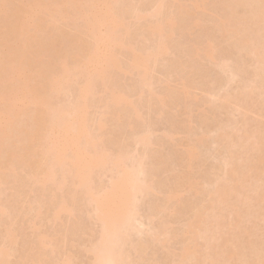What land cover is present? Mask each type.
Here are the masks:
<instances>
[{"label":"bare ground","instance_id":"bare-ground-1","mask_svg":"<svg viewBox=\"0 0 264 264\" xmlns=\"http://www.w3.org/2000/svg\"><path fill=\"white\" fill-rule=\"evenodd\" d=\"M124 1L126 0H0V185L6 182L8 172L13 170L15 163L26 166L29 172L26 175L27 178L41 187H47L48 183L53 181L51 186L57 182L54 188L64 187V183L69 177V182L74 187H80V192L90 202L89 206L93 207L95 217L101 224L98 241L89 250L93 255L92 264H135L137 262L136 260L132 263L131 256L127 260L129 252H124L125 249L122 246L124 243V246L126 245L127 241L124 240L129 237L127 234L129 232L123 234V230L127 231V227L132 228L131 224L135 227V223L132 221L137 215L134 209L136 208V206L134 207L135 198L138 199L137 195L141 196L143 192H149L150 188L152 190V183L149 184L146 181L147 173L144 176L145 171L142 173V177L144 176L142 180L140 179L141 175L138 176L143 161H137L134 164H131L132 162L125 163V160L129 159L127 158L128 154L123 152L125 150L117 149L118 153L111 152L110 154L105 147H102L101 133L106 125L104 119H107L108 116L101 114L99 118L98 129L101 131V133L99 132L101 135L93 133L88 123V110L92 104L90 99H95L94 96L98 94L102 106L108 109L111 113L110 116L115 120H118L121 115V118L126 119L127 117L124 118L125 115H123L126 110H130L129 112L133 113L137 119L140 118L142 115L139 113L141 112L134 104L138 101L137 95H135L137 101L134 102L129 94L124 93L121 88L116 86L113 77L116 78L117 72H133L137 74L138 81L142 82V85H149L150 63L167 53V48L171 43L169 39L173 38L171 37L174 34L173 30L176 29V20L173 15L161 14L164 0H155L154 6L152 5L153 11L150 10L152 16L148 15L150 18L155 17L156 21L151 18L152 23H147L148 26L144 32L155 36L157 42L153 43L155 46L150 50L145 48L146 51L144 49L142 51L141 47V50L137 49L133 43H128L130 42L129 37V41L126 42L125 39L130 30L124 17L126 12L124 13V8H121ZM174 1L178 3L179 13L185 10L187 14H190L188 12L191 10L186 11L189 7L184 4L185 0ZM187 1L191 2L189 6H192V9H198L205 4L204 0ZM126 3L124 7L128 5ZM220 3L219 9L221 10L217 13L219 15L215 16L214 24H212L217 30L211 29L215 34L218 31L217 34L223 41L227 40V45H232L228 43L230 41L235 44L236 48H239L236 49L237 51H245L249 57L247 55L246 58V54L242 52L244 61L251 62L248 60L251 58L254 69L252 67H248V69L252 68L254 71L251 69L252 77L249 75L251 77L249 80L247 76L248 80L242 86L240 85L241 89L237 87L238 90L240 89L239 91L234 90L237 92L235 95L229 94L228 91L229 93L221 94V97L217 96L218 100L220 99V104L224 106L222 109H227L231 103L235 104L236 112L240 111L238 116H242L240 122L238 121L240 126L234 129L236 125H232L234 130L228 129L226 126V130H224V125L221 127L222 124L219 125V122L217 124L222 129H218L220 132L216 133L218 138L216 135L215 139L217 142L218 139L219 142L224 141L221 144L224 146V150L225 146L230 150L228 152L229 150L226 148L229 157H224L227 161L221 160L222 167L223 163L225 165L222 177L216 175L218 178L215 181L213 178L214 183L209 181L212 183V189L208 190H211L207 192L208 197L205 195L207 197L205 199L208 200V203L207 201L205 203L208 205L203 202L201 203L202 208L200 205L198 208L193 207L195 209L193 216L189 218L184 228L188 239L183 242V246L181 245V249L177 252L178 258L176 257L177 260L175 258L174 264H264V240L260 236H264V225L260 227L258 223L259 219L262 223L264 221V119H262L264 118V0H221ZM135 4L133 3V6ZM133 6L131 4L129 10L133 17H137L135 19L137 21L142 16V11H139L141 10L139 8L136 9L138 6L132 8ZM239 7H243V11L239 12ZM221 11L222 13H220ZM160 14L164 19L158 17ZM142 17L141 20L144 21ZM157 17L160 20H157ZM213 33H211V37ZM144 35L142 32V36ZM220 37L219 39H221ZM206 38L207 40L202 41L204 43L201 42L200 46L199 44L195 45L197 47H194V53L195 56L201 54L200 57L205 56L211 61L218 56L216 45H220V42L216 41L215 45L214 38V40H209L208 36ZM135 40L140 41L136 37ZM142 43L139 42L140 46ZM224 45L221 44V47L218 48L221 50L223 46V49L226 50ZM137 47L139 48V46ZM229 48L231 49V47ZM219 49L217 50L220 51ZM232 49L234 48L232 47ZM224 50L222 52H225ZM236 50L233 51L236 52ZM123 51H126L128 55L125 54L127 56L126 64L119 58V54ZM236 58L235 56L234 59L236 60ZM240 59L239 57L237 61L239 62ZM176 62H174L175 65L183 63ZM225 63L227 64V62ZM225 63L223 67H225ZM222 64L221 62L220 66ZM236 64L240 66V63L236 62ZM236 64L233 65L236 66ZM188 65L191 64L186 66L191 68ZM239 66L237 65V68ZM192 68L194 70V66ZM241 71L246 73L247 68ZM230 73L231 71H229ZM235 73L239 74L240 71L237 73L236 70ZM235 73H231V75H235ZM241 76H239V81ZM236 77L237 75L233 80ZM229 80L231 81V78ZM243 81L241 80V83ZM179 83L180 87L178 86L175 90L183 98H190L193 82L189 84V81L181 80ZM73 84L76 85L75 91L72 90L75 93L73 94L74 101L54 103L61 97L60 95L68 91L66 89L74 88ZM210 85H208V89ZM214 85L216 86V84ZM258 91L260 92L259 97L257 96ZM140 92L142 93V90ZM256 92L258 93L256 94ZM214 94H217L216 91ZM139 95L141 96V94ZM139 98L141 99V97ZM158 98L160 99V97ZM235 106L232 105L234 110ZM120 108L124 111L121 115L118 114ZM138 108L140 109V107ZM117 109L118 112H116ZM228 111L226 112L228 113ZM126 113L128 114V112ZM129 115L132 116L130 113ZM135 117L129 118L130 121L135 120ZM237 117H234L235 120ZM234 118L231 121L234 122ZM138 135H135L137 139L134 138V135L132 136L139 143L136 142L137 145H141L140 143L145 145L146 142H150L147 134ZM166 135H168L167 132ZM197 138L196 141L201 140L199 137ZM191 144L185 146V150L182 152L185 155V157L182 156L186 162L183 165L185 170L190 168L191 161L197 157V146L195 143L194 146ZM126 151L129 150L126 149ZM130 153L133 152L130 151ZM7 163L8 166H6ZM2 165L3 167H1ZM106 165H110L107 168L112 170L111 179L109 178L110 184L107 183L102 189H100L102 186H99L100 190H97L98 187L94 184H98L94 183L93 174L95 175L99 169L104 173ZM141 169L143 168L141 167ZM57 170L61 172L60 180L55 177L58 175L56 172L59 173ZM97 172L99 173V171ZM100 173L102 172L100 171ZM185 175L187 174L183 173L180 177L183 178ZM196 181L185 176V188L195 189V193L199 192L198 189L203 192V189L208 188L201 189ZM59 187L57 190L60 189ZM53 193L54 191L51 195ZM199 193L201 194V192ZM165 195L166 203H170V200H172L171 202L178 201L180 198L176 188L169 190ZM53 196L55 197V195ZM61 198H58V201L56 198L54 200L58 202H54L57 205L53 206L52 211L55 220L62 213L71 214L70 202ZM69 198L74 199L70 196ZM166 203L164 205L167 207ZM183 203L185 204V201ZM3 211L5 210L0 204V213L4 214ZM161 224L154 235L166 236L168 234L167 225L164 222ZM257 231H261L259 232L261 234L259 235ZM254 232H257L258 236ZM44 240L42 235L37 236L38 243H44ZM7 257V251L0 248V264H7ZM129 260L131 261L129 262ZM68 262L69 258L66 257L61 264Z\"/></svg>","mask_w":264,"mask_h":264},{"label":"rangeland","instance_id":"rangeland-1","mask_svg":"<svg viewBox=\"0 0 264 264\" xmlns=\"http://www.w3.org/2000/svg\"><path fill=\"white\" fill-rule=\"evenodd\" d=\"M126 1H124V3L121 4L122 5L121 8H124V10L122 9L123 12L124 13L126 12L124 17L126 18L125 21L127 22V25L129 26V30H130V32H128L127 36L125 37L126 42L129 37L130 42L128 43L130 44L133 43V46L136 47L137 49L141 50L142 48V51L143 49L145 51L146 49L150 50V48H153L155 46L157 40L155 36L153 37L152 35L144 31H146L145 30L146 26H148L149 23H152L151 21L152 19L153 20L155 19L154 21H156L155 17H151L152 19L150 18V16H152L151 11H153L152 7L154 6L153 3H155L154 2L155 0H126ZM185 1L187 2L188 5L186 4ZM185 1L184 4L187 7H189L186 11L188 12L191 10L190 12H188L190 14H187L183 9L182 10L184 12L179 13V11L177 10L178 3H176L174 0H164V7H162L163 12L161 11V14L163 13L162 15L165 16L173 15V17L176 20V26H175L176 29L173 30L174 34L171 36L173 38L169 39L171 43L169 44L168 42L169 46L167 44L168 46L167 53L162 54L161 56L158 57V59H156V61H152L150 63V72L148 77L149 85L147 86L142 85V82L138 81L139 78L137 77V74L133 72L132 73L115 72L117 76L116 78L113 77V79H115L116 81V82L113 81L114 83H116V86L121 88V90L124 91V93L126 92V94H129V97H132V100L134 102L138 100L137 101L138 103L135 102L134 104L138 109V111L141 112L139 114L142 116L137 119V117H135L133 113L129 112L130 110L123 109L126 110L124 112L120 108L119 112L118 109L116 112H118L119 115H121L122 112H124L123 114L125 115L124 118L126 117L127 118L123 119V117L121 118L122 116L121 115L118 120L116 119L117 120L116 121L115 118H112L110 116L111 113L108 111V109L102 106V103L99 101L100 96L98 94L94 96L95 99L92 97L93 98L92 100L94 101L90 99L92 104L90 105L88 110V123L93 133L96 132L98 133V135L102 134L101 135L102 147H105V149L110 154L111 152L113 154L118 153L119 151L116 152L117 149L121 151L122 149L125 150L123 152H126L128 154L127 158L130 159V161L129 159L125 160V163L132 162L131 164H134L137 161H141V162L143 161L141 163L142 164L141 167L143 169H141L140 167V172H139L140 174L138 173V176L141 175L140 176L141 178L140 177L138 178L142 180V178L146 176L145 173H147L148 178L146 177L147 180L145 178L144 180L148 181L149 184L152 183V190L150 188L149 192L146 191V193L145 192H143L142 194L140 193L141 196L137 195L138 199L135 198L136 203H134V207L136 206V208L134 209L136 211L135 213H137L136 215L137 221L135 222L136 219L135 217L132 220L135 223V227H133V225L131 224L133 229L127 227L126 229L127 231L123 230V234L125 232H129L127 233L129 237L126 238L125 237L126 234H125L124 237L127 239L124 240L125 242L127 241L125 245L126 247L124 246L125 244L124 243L122 248L125 249L124 252L127 251L130 254V255L128 254L127 260L129 259L130 256L132 259V263L133 261L137 260L135 264L136 263L138 264H172L173 263L174 264L176 262L178 258L177 252L179 251V249H181V245L183 246V242L187 241L188 239L187 234L184 233L185 232L184 228L186 226L187 221L191 216H193V212L195 211L194 208L200 207L201 203L203 202L205 203L207 201L208 203V200H206L208 197L207 192L211 191V190L208 191L209 189H212L211 184L214 183V181L218 178L217 177L218 175H221V177L223 175L222 172L224 170L223 168L225 165L223 163V167H222L221 160H226L224 158L225 156L229 157L227 156L228 153L226 152L229 149L225 146V150H224V146L221 144V142L224 141L219 142L218 139L217 142L215 139L216 138L215 136L217 135L216 133L219 131L218 129H222L219 127V125L222 124L221 127L224 125L223 126L224 130H226L225 129L226 126H227L226 128L228 129L232 128V130H234L238 128V126H240L239 122L240 119L242 118L241 115L238 116V114H240L238 112L240 111L238 110L236 112L237 107L235 106L234 103L231 104L235 106L236 108L235 110L234 107L232 108L231 104L228 105V108L227 106H225L227 109L225 108L222 109V107L224 106L220 104L221 103L219 102L220 99L218 100L217 96L221 97L220 96L221 94L224 95L228 91L230 92V93L228 92L229 94L232 93V95H235V93H237L236 91L238 90L237 87L238 88L240 87L241 89L243 83L247 82L248 79L249 80L251 79L252 77L251 75L253 74L252 70L254 69V65L252 67L253 61L251 58L250 59L248 58V60L251 62H248L247 60H246L247 62L244 61L245 58L243 53H245V51H241V50L237 51L236 49L239 48L238 47L236 48L233 42L231 43L230 41L228 42L233 46L227 45L226 43L227 40L223 41V39L219 36V34H217L219 33L218 31H216V34L213 33V29H215L216 27H214V25L212 24H214L213 22L215 16L217 17L219 15L217 13H219V10H221L219 9L221 0H204L205 4L203 5V7H200L198 9L195 8L192 9V6H189L191 2L187 0ZM128 2L130 3V6L131 4L133 6V3L134 4L136 3L135 6H133L132 8H136L138 6L136 9L139 8L141 9L139 11L145 13V14L141 13L142 16L146 15L145 17L143 16L144 18L141 16L142 19H144V21L141 20V17L138 18L137 21L135 20L137 17L136 18L133 17V15L130 13L131 10L129 9H131V7L128 6L129 5ZM125 3L128 5H125L124 7ZM126 8L127 10H125ZM238 10L239 12L243 11V7H239ZM220 13H222V11ZM160 15H158V17L162 19L163 17L162 15L161 16ZM158 17L157 20H160L158 19ZM146 18L148 19L146 20ZM144 23L145 26H143ZM142 32L145 34L144 36H142ZM211 33H213L212 37H211L212 35ZM216 35L218 38L216 37ZM145 36L148 38H146ZM207 36L209 40L213 38L215 39V40L213 39L215 45L217 41L220 42V45L225 44L224 48H226V50H224L222 46L220 50L219 48L221 46L217 44L216 53L218 54V56H216L211 61L208 60V58H206L205 56L204 57L206 59L202 56L200 57L201 54L199 56L198 55L195 56L196 54L194 53V47H197L198 44L200 46L202 43H204L207 40L206 38ZM135 37L140 41L135 40ZM219 37L222 40L219 39ZM218 39L223 42L221 43V41H219ZM139 42L142 43L141 46ZM153 43L155 44L153 45ZM137 46H139V48ZM229 47H231V49ZM232 47L236 50V52L233 51L234 49H232ZM217 49H219L221 52L218 51ZM222 50H224L225 52H222ZM123 52L125 53L123 54ZM123 52L119 54L120 55L119 58L124 63L126 60L125 58H127L128 55L126 54V51ZM192 52L194 53V55ZM247 55L248 54H246V58ZM235 56L237 57L236 60L234 59ZM239 57L241 59L244 58L242 59L243 61L240 59L241 62L240 61L238 62L237 59ZM179 61L183 63H180L181 65L174 64V62L179 63ZM221 62L223 63L222 66H220ZM225 62H227V64ZM236 62L240 63V66L239 64H236ZM126 63L127 62H125V64ZM224 63L227 66L225 65V67H223ZM234 63L236 64V66L233 65ZM247 63H250L251 66H248L250 64ZM187 64H191L188 65L191 68L186 67ZM237 65L239 66L238 68ZM192 66H194V70ZM229 66L233 67L232 69H234L235 66V69L232 70ZM243 66L245 67L244 69ZM248 67H252L253 69L251 68L252 69L251 70L249 68L250 69L249 70ZM246 68H247L246 73L243 72L246 74L245 75L242 73L241 70H246ZM236 70L237 73L239 71L240 73L236 74L235 73ZM229 71H231L232 74L235 73V75H231V73L229 74ZM229 75H231L232 77L231 76L229 77ZM236 75L238 78L236 77L235 80H233V78ZM239 76H241L240 81H239L240 78ZM247 76L248 79H246ZM242 77L243 79L245 78V81H243ZM230 78L231 81L229 80ZM184 79L187 80V82L189 81V84L192 82L194 83L191 84L192 88L190 92L192 94L190 98H183V96L176 91L177 90L176 88H178V86L180 85L179 81L180 82L181 80L185 81ZM241 80L243 81L242 83ZM238 81L240 84L238 83ZM212 82L216 84L217 87ZM208 83H212V84L210 85ZM208 85H210L209 89H208ZM72 86H74V88L66 89L68 91L65 93L62 92L64 93L63 95L59 94L61 97L58 98L57 96L58 94L55 95L59 100L56 99L55 97L56 100L54 101V103L58 101L71 103L72 101H74L73 99L75 96H73V94L75 93L73 92L75 91L74 89L76 88L75 87L76 85L73 84ZM131 86L132 88H130ZM140 88L142 90V93L140 92L141 91ZM214 89H216L215 91L217 94H214L215 92ZM126 90H130V91H126ZM170 90L172 92L173 90H175L177 94L174 95L175 92H173L172 95V92ZM258 92H256V94ZM138 93L141 94V96ZM259 94L260 92L257 94V96ZM135 95H137L138 99L136 98ZM139 97H141V99ZM158 97H160V99L162 98L161 101ZM215 99H217L218 102L217 100L213 102ZM215 104L216 106L212 107V105ZM220 105L221 107L218 108ZM138 107H140V109ZM225 110L226 111L229 110L228 113ZM126 112H128V114ZM230 112L231 114H229ZM129 113L132 114V116H134L136 119L130 121L132 116L129 115ZM101 114H106L108 116L107 119L105 118L106 120L104 119L106 125L102 133L98 129V121L99 118L101 117ZM126 115H128L129 117ZM237 116L240 118H238ZM255 116L256 115H254L253 117ZM142 117L144 118L145 121L142 120L143 119ZM234 117H237L236 118V120L238 119L237 122H235L236 120ZM233 118L235 120L234 122L233 120L231 121V119ZM251 119H255V118H251ZM256 119L258 118L256 117ZM220 121L224 122L225 124ZM227 121L236 124H231V123L229 124ZM129 124L132 126V128L130 127ZM228 125L230 126V128ZM232 125L233 126L236 125L234 129ZM166 132L168 135H166ZM143 133L147 134V137L148 139H150V142L149 140H147L149 143L144 142L145 145L142 143H140L141 145H137L138 142L135 140L137 139L135 135L139 134L138 136H142ZM133 135L135 139H133L132 137ZM201 135H203L202 136L203 138L200 137ZM196 137H199L201 140L196 141L198 140V138L196 139ZM134 141L135 143L136 142L137 143L136 144L133 143ZM194 143L197 146V147L195 146L197 157L191 161L190 168L185 170L184 169L185 166L183 167L185 162L183 158L185 157V155L182 152H184L185 146H188V144L194 146L195 145ZM224 145L226 144L224 143ZM126 149L129 151L127 152ZM130 151L133 153H130ZM228 152H230V150ZM138 158L141 160H139ZM6 166H8V163L6 164ZM1 167H3V165ZM107 167H110V165L108 166L106 165V168ZM106 168L104 170V173L103 170L99 169L97 170L99 171V173L96 171L97 173L95 172V175L93 174L94 176L93 179L95 180L93 181L94 183L97 182L98 184V185L94 184V186L98 187L97 190L104 188V185L106 186L107 183L110 184L109 180L111 179L110 177L112 175L111 173L112 170H110L111 168L110 169L109 168L106 169ZM57 171L59 172V170ZM100 171L102 173H100ZM143 172H144V176L142 177ZM148 172L150 173L149 175ZM8 173L9 174L6 178V182L0 185V204L1 207L3 206L5 210L3 211L4 214L2 212H1L2 214L0 213V248H4L8 253L7 264H35V263L61 264L62 260H64L66 257L69 258V262L67 264H92L93 255L92 253H90L89 250L91 246L96 244V242L98 241L101 224L98 223L95 217L96 215L93 212L94 211L92 209L93 207L89 206L90 202L87 201L86 200L87 198L84 197L80 192L81 191L80 187L79 188L74 187L69 182V177L67 178V181H65L64 183L65 185L63 184L64 187L61 186L60 188L59 186H57V189L59 187L61 190L60 189L57 190L56 187L54 188L57 182L55 183V185L53 184V186H51L52 185L51 183H54V181L48 183L47 187H41L39 184L33 183L30 179L27 178L26 175L27 173H29L28 169L26 166H23L20 163H15L13 170H11ZM59 173L56 172V174L58 175L57 176L55 175L57 180L58 178L59 180L61 179V177H59V175L61 176V172ZM183 173L187 174L185 176L197 180L198 182L197 181L196 182L198 183V186L201 189L203 187L204 188L208 187V188L203 189V192L202 190L198 189L199 192H201V194L197 191L195 193V189H193L194 192H192L193 191L192 189L185 188L184 186L185 176L183 178L180 177L182 176ZM99 174L104 176L101 175L97 176ZM56 178L55 181H57ZM213 178H215L214 181ZM209 181L212 183H209ZM68 182L73 187L69 185ZM208 184H210L209 185L210 187L208 186ZM99 186L102 187L100 188ZM174 188L178 190L180 198L178 201L173 200L174 202H171L172 200H170V203L167 202L169 203L167 204L165 201L167 199L165 194L169 190L170 191L172 189L174 190ZM52 191H54L55 194L53 193V195H55V197L51 195ZM70 193L71 194L73 193L72 196ZM205 195H207V197ZM69 196L74 199H70ZM53 197L54 200L55 198L56 200L58 198L60 199V197L67 199L72 207L71 214L69 215L67 213H62L61 216L57 220H55L53 218L52 211L54 209L53 206L57 205L54 202H57L58 200L57 201L52 200ZM184 201L185 204L183 203ZM165 203L167 207L164 205ZM207 203H205V205ZM190 204L191 206H188ZM259 221H260L258 222L259 226L260 227L261 225L263 226L264 221L262 220L263 223L261 222L260 219ZM162 222H164L167 225L166 227L168 230L167 231L168 234L166 233L167 234L166 236L165 235L160 236L158 234L154 235L155 234L154 232L156 231V229L160 227V224ZM128 228L130 229L129 231ZM257 232L259 235L261 234L259 233L261 231H257ZM257 232L254 233L257 234ZM39 235H42V237H44L45 239L44 243H38L37 236ZM260 236L263 237L261 239L264 240V236L262 235ZM130 261L131 260H129V262Z\"/></svg>","mask_w":264,"mask_h":264}]
</instances>
